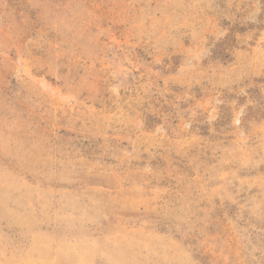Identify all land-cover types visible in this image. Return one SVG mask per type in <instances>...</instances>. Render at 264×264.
Segmentation results:
<instances>
[{
	"label": "rangeland",
	"instance_id": "rangeland-1",
	"mask_svg": "<svg viewBox=\"0 0 264 264\" xmlns=\"http://www.w3.org/2000/svg\"><path fill=\"white\" fill-rule=\"evenodd\" d=\"M0 264H264V0H0Z\"/></svg>",
	"mask_w": 264,
	"mask_h": 264
}]
</instances>
